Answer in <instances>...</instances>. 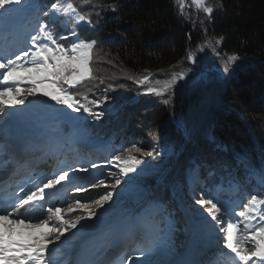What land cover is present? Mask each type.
I'll list each match as a JSON object with an SVG mask.
<instances>
[{"label": "trees", "instance_id": "1", "mask_svg": "<svg viewBox=\"0 0 264 264\" xmlns=\"http://www.w3.org/2000/svg\"><path fill=\"white\" fill-rule=\"evenodd\" d=\"M34 1L43 10L54 2ZM72 2L92 21L91 25L82 23L76 28L80 39L97 42L92 62L96 79L69 91L86 96L87 100L77 97L84 103L108 97L100 108H93L105 112L100 120L79 113L90 128L88 141L102 143L108 159L124 152L125 157L134 155L141 164H152V170L136 176L128 183L131 190L117 198L115 207L123 217L145 224L152 238L165 235L158 229V219L163 223L171 220L172 240L168 239L165 248H176L192 236L189 212L206 213L190 197V187L229 209H236L251 194L264 198V184L248 174L238 160L239 156H247L256 168L264 163V0H206L205 4L214 9L211 19L191 4L182 14L178 0ZM110 5H115L116 10ZM39 19L48 22L56 35L72 31V24L64 27L60 19L51 20L42 12ZM31 22L36 23L34 16L27 19V23ZM25 28L26 34L33 27L29 31L27 25ZM7 37L3 33L0 42L6 44ZM221 37V44L215 45ZM72 39L69 36L67 41L59 42L70 43ZM207 43L215 46L224 61L232 54L240 57L235 73L222 71L208 80L200 76L198 65L188 61L187 54L191 51L199 56V48ZM16 46L13 42L9 48ZM181 71L187 73L185 79L176 80L164 96L145 94L146 88L158 87L157 81L171 80ZM145 76L149 78L147 82L136 83ZM169 97L170 103L165 105L163 100ZM177 112L189 136L186 142L183 131L173 121ZM62 127L64 132L71 129L68 122ZM133 145L152 156L125 151ZM187 171L192 176H187ZM142 198L144 203L138 201ZM150 204L162 205V213L158 208L151 212L157 229L147 224L144 214ZM209 225L215 226V222L207 221L205 235L215 243L202 255L199 253L196 264H215L218 259L221 264H230V260L221 259L218 231L213 232ZM219 248L228 253L222 243Z\"/></svg>", "mask_w": 264, "mask_h": 264}, {"label": "snow or ice", "instance_id": "2", "mask_svg": "<svg viewBox=\"0 0 264 264\" xmlns=\"http://www.w3.org/2000/svg\"><path fill=\"white\" fill-rule=\"evenodd\" d=\"M82 2L86 4L89 0H82ZM192 3L211 19L214 9L207 6L205 0H192ZM178 4L183 14L184 0H178ZM44 7L47 10H43L34 0H0V25H4L6 30L10 29L20 16H34L36 20L32 30L24 36L25 47L0 56V119L15 115L9 112V109L24 105L28 97L36 95L38 91L36 85L41 84L52 88V94L44 92L43 95L56 105L64 106L73 113L82 112L100 120L105 115L104 111H94L93 108H100L106 103L107 96L84 103L77 97L81 96L83 100H87L86 96L69 91L84 81L96 79L93 75L92 62L95 58L94 50L97 42L80 39L76 28L82 23L91 25L90 16L79 11L72 0H54ZM109 7L113 11L116 10L115 5ZM41 12L43 16L51 20L60 16L65 17L63 23L65 25L71 23L72 31L68 35L54 34L48 22L40 21ZM69 36L73 38L70 43L59 42L67 41ZM222 40L223 37L216 39L215 45L221 44ZM29 44L30 47H28ZM205 47L216 51L212 43L201 46L199 51L203 52ZM105 55L108 54L105 53ZM239 59L238 55H229L224 61L223 72L229 75L235 73L236 68L239 67L237 63ZM187 60L195 64L197 57L189 51ZM186 75L187 73L181 71L174 74L171 80L163 83L157 81L159 86L146 88L145 94L162 97L172 88L176 80H184ZM148 79L145 76L136 83L144 84ZM25 82L31 87L22 91L21 85ZM100 82L103 83V80ZM163 103L168 105L170 97L164 99ZM217 147L226 150L221 145ZM125 151L138 152L141 156H152L151 152H144L136 145ZM238 160L248 174L256 176L259 182L264 184V163L256 168L247 156H239ZM141 163L142 161L134 155L125 157L124 152L116 154L112 156L111 167L117 168L118 173H108V177L113 178L115 183L106 184L108 177H104L101 171V177L104 178H94L90 187L114 189L121 184V177H128L130 173H135ZM91 167L99 168L100 166L93 163ZM71 171L86 173L89 169L80 166L72 167ZM209 175L212 173L210 172ZM71 179L69 170L60 169L39 184L34 183L32 187H20L19 192H14L0 202V264H57L50 245L58 248L57 242H59L75 249L72 241L78 239L76 233H72L71 237L65 234L77 229V226L84 229L85 233L91 230L92 225L88 222L94 217H99L96 209H103L113 199V193L107 191L99 193L96 198L85 199L77 195L69 200L67 207L63 203L60 205L51 203L49 193L57 189V186L63 187V182L71 181ZM86 191L88 187L84 185L75 188L76 193ZM193 199L195 204L204 209L208 217L215 222V226L209 225L212 231L223 234L222 238L217 237V248L221 259L230 260V264H264V198L251 194L246 202L241 201L236 209H229L223 203L203 193L198 199L193 193ZM76 208L84 211L73 217L71 214ZM89 209L92 210L89 211ZM201 218L207 224V219ZM62 237L64 239H61ZM167 243L168 236L165 233L163 236L150 238L141 244L139 252L145 257L143 264H157L149 257L152 254H159ZM221 243L223 249H227L231 256L219 248ZM209 264H212V261H209ZM215 264H221V260L218 259Z\"/></svg>", "mask_w": 264, "mask_h": 264}, {"label": "rangeland", "instance_id": "3", "mask_svg": "<svg viewBox=\"0 0 264 264\" xmlns=\"http://www.w3.org/2000/svg\"><path fill=\"white\" fill-rule=\"evenodd\" d=\"M34 2L37 3L36 1ZM184 4V8L188 9L190 7L189 4H191L192 8L197 10V7L192 3V0H184ZM29 17L32 16L18 17L8 30H6L4 25H0V39L3 38V33L8 34L6 39L7 42L5 44L6 46H3V44L0 42V56H5L25 47V27L27 25V30L29 31L34 26L33 22L27 23V19ZM56 19H60L64 27H67L69 24H71L68 23L65 25L63 23L65 17L63 16L57 17ZM13 42L17 43L18 46L10 50L8 47H12ZM28 47H30V44ZM198 55L199 56H197V62L195 65H198L199 72H201V77H204L208 80L212 77H218L223 73L224 59L222 56L217 54V51H213L212 48L205 47L203 52L198 51ZM29 87H31V85L27 82L21 85L22 91ZM36 87L38 89L36 95L28 97L25 100L24 105H20L18 108L9 109V112L14 113L15 115L0 119V167H2V170L4 166L3 157L10 153L6 151V145H10L12 142V140L7 141L5 137L10 135V132L14 133V131H17L18 128H21L25 131L27 128H29L33 130L34 136H37V138L39 137L40 141L46 142V146H51L52 144V146H54V158L58 162V169H56V166H54L53 169L55 170L52 169L49 172V175L47 174L48 176H51L54 172H57L60 169H65L66 162L68 160H72L74 157L76 158L77 165L72 167L84 166L89 169V171L86 173H76L71 171L72 167L66 168L69 170L72 179L71 181L63 182V187L57 186V189H54L49 193V199L51 203L55 205H60L63 203L64 206L67 207L69 200L77 195H79L82 199H85L96 198L99 193L107 191H111L113 193V199L110 200L103 209H96V211L99 213V217H94L92 221L88 222L92 225L90 231L85 233L84 229H81L80 226H77V229H73L72 232L65 234L67 237H71L72 233H76L78 239L72 241V243L75 245V249L67 244H59V242H57L59 245L58 248L50 245V247L53 248L55 261H57V264H74V262L75 264H97L98 261H105L107 264H143L145 257L140 255L139 247L141 244L150 239L151 236L147 230H142L143 228L140 227L139 221L124 218L121 211L117 210L115 207V204L117 198L121 194H126L131 190L128 183L135 179L136 176L138 177L140 174L150 170V168L152 170V167H149L152 164H140L137 167V171L135 173H130L128 177H121V184L117 185L114 189L111 187H101L99 189L91 188L90 183L94 180V178L108 177L109 172L118 173V169L111 167L112 160L108 159L107 157L93 153L92 157L89 158L84 154V151L81 152L79 149L76 151V149L79 148V144H82L81 146L83 147H88L87 145L94 143L102 145V143L97 142L96 140L88 141L89 137H91L89 132L90 128L87 123H85L87 120L84 118V115L73 113L64 106L56 105L52 100L44 96V92L52 94L51 87L41 84H37ZM174 116L175 117L173 118V121L180 119L183 122L180 112H177ZM64 122H68L71 125L69 132H64L62 127ZM187 140L188 139L185 138V142ZM182 147L183 145L177 148L174 157L178 155V152ZM66 156H71V158ZM62 158L67 159L62 160ZM93 163L99 165L100 167L92 168L91 165ZM71 164L72 163H69L68 167ZM40 170L41 172H39L37 176L42 175V179L45 176V172L42 171L44 169ZM101 171H103L104 177H101ZM186 175L192 176V173L187 171ZM163 176H161L157 182H159ZM25 178H27V176H25ZM30 178H33V176ZM24 179L21 181L22 184L23 182L25 183L26 179ZM41 179L34 181L35 184H39ZM105 183H115V180L111 177H108ZM80 185L87 186L88 191L76 193L75 188ZM32 186L33 185H30L29 187ZM47 191L48 190H46V192ZM193 193H195V198L197 199L201 195L198 191L190 187L191 198H193ZM133 199H138V197L134 196ZM138 201L140 203H144L145 198H142ZM155 208H158L159 213H162V205L150 204L144 208V214L147 218V224L150 227L157 229L153 220V215L151 213ZM91 210L92 209H89V211ZM83 211V209L76 208L73 210L71 215L75 217ZM189 215L191 216L190 226L194 227L192 236L189 239L184 240L181 246L173 248L171 245L167 248L164 247L159 254H152L149 257L152 261L157 262V264H160V262H162V264H196V256H198L197 254L209 249L211 242L208 238H206L205 235L207 224L204 223L201 217L206 218L207 221H210L211 217H208L207 212L200 214H191L189 212ZM158 220H160V223L162 224H160L158 229H160L163 234L166 233L169 237L168 239L172 240V221L164 220L163 223L161 219ZM161 232H159V235H161ZM222 235V233L218 232V237L222 238ZM61 239H64V237ZM134 244L137 245L136 248L133 247L132 250V246H134Z\"/></svg>", "mask_w": 264, "mask_h": 264}, {"label": "bare ground", "instance_id": "4", "mask_svg": "<svg viewBox=\"0 0 264 264\" xmlns=\"http://www.w3.org/2000/svg\"><path fill=\"white\" fill-rule=\"evenodd\" d=\"M19 130L22 131L21 128H18L17 131H19ZM12 134H15V133H12ZM5 139H6L7 141H11V140H12V139H11V134L8 135V136H6ZM0 170H2V167H0ZM41 176H42V175H41ZM41 176H37V177H35V178H29V179H26V180H25V183L23 182L24 186L29 187L30 185H33V184L35 183L34 181H37V180L41 179ZM21 187H22V186H21Z\"/></svg>", "mask_w": 264, "mask_h": 264}, {"label": "water", "instance_id": "5", "mask_svg": "<svg viewBox=\"0 0 264 264\" xmlns=\"http://www.w3.org/2000/svg\"><path fill=\"white\" fill-rule=\"evenodd\" d=\"M174 123H175V125L179 126V127L183 130L184 135H185V138L188 139V134H187V132H185V130H184L182 120H180V119H179V120H175Z\"/></svg>", "mask_w": 264, "mask_h": 264}]
</instances>
